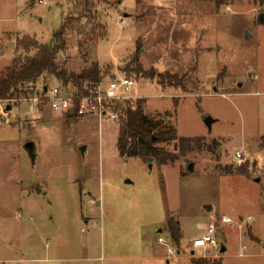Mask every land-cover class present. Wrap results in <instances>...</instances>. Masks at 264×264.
<instances>
[{
	"label": "rangeland",
	"instance_id": "rangeland-1",
	"mask_svg": "<svg viewBox=\"0 0 264 264\" xmlns=\"http://www.w3.org/2000/svg\"><path fill=\"white\" fill-rule=\"evenodd\" d=\"M43 1L0 0V73L25 53L18 38L50 44L69 16L68 0ZM262 13L264 0H101L93 23L75 20L57 56L62 67L78 72L96 62L107 80L137 54L144 69L177 75L181 86L132 75V101L143 99L144 114L161 121L154 132L173 126L180 137H204L209 148L181 153L173 142L157 144L177 154L172 165L123 159L119 120H68L49 105L33 109L29 95L5 100L0 264H264ZM41 84L62 87L48 72ZM222 215L253 220L242 230L224 226L226 251L203 257L191 242ZM168 219L179 226V243ZM160 237L185 255L169 258Z\"/></svg>",
	"mask_w": 264,
	"mask_h": 264
},
{
	"label": "trees",
	"instance_id": "trees-1",
	"mask_svg": "<svg viewBox=\"0 0 264 264\" xmlns=\"http://www.w3.org/2000/svg\"><path fill=\"white\" fill-rule=\"evenodd\" d=\"M101 0H68L71 4L70 14L63 18L61 27L53 34V41L50 44H40L35 38L22 36L18 38L17 45L22 47L25 53L15 57L12 64L0 73V100L12 99L20 95H33L37 89V80L45 73L53 74L64 86H73L81 89L86 82H98L109 74L108 69L103 70L98 63H92L88 68L81 69L78 72L68 71L57 62L59 52L67 48L66 34L68 29L73 26L75 20L85 18L88 24L96 19L98 3ZM99 24L91 29L93 33L100 29ZM102 29V28H101ZM34 51L30 55L29 52ZM108 68V67H107ZM120 74L135 79L132 75H142L150 79H156L161 86H181L182 78L171 73H159L153 68L144 69L137 54L128 57L123 67L120 68ZM118 75H111L107 79H114ZM143 99L133 102L127 101L118 107L119 109V128L116 140V148L121 158L127 159L136 157L144 163L155 161L160 165H172L178 159L174 152H169L158 148L159 143H175L179 152L195 151L208 149L205 145L204 137H180L175 127H166L154 132L161 121L153 119L144 114ZM174 104H176L174 102ZM11 106V104H9ZM12 108V106H11ZM68 120H80L77 115H65ZM168 225L171 227L173 239L179 243L181 232L177 223L168 219ZM222 232L219 233V241H223ZM222 237V238H221ZM220 238L222 240H220ZM223 247L224 241L220 242ZM192 264H221L220 261L194 258Z\"/></svg>",
	"mask_w": 264,
	"mask_h": 264
},
{
	"label": "built area",
	"instance_id": "built-area-1",
	"mask_svg": "<svg viewBox=\"0 0 264 264\" xmlns=\"http://www.w3.org/2000/svg\"><path fill=\"white\" fill-rule=\"evenodd\" d=\"M38 1L44 2L43 0ZM135 82L136 80L133 78L118 75L114 79L101 80L95 83L86 82L82 85L81 89L70 85L58 87L55 85L41 84L37 87L33 95L24 97V101L29 102L33 109L38 111L49 105L52 110L62 116L74 114L81 117V119L86 116H93L98 119L99 123L104 119L118 121L120 115L118 107L135 98L130 94V90ZM10 100L13 101V98ZM4 101L0 100V103ZM0 106L2 105L0 104ZM235 155L237 162L242 163L243 153L237 151ZM252 220L251 216L247 218H232L227 215H222L218 220L209 222L205 231L192 240L191 246L201 248V256L203 257H206V252L209 249L220 252L221 244L218 236L222 232L221 229L224 226L235 225L236 228L242 230ZM158 240L159 243L167 247L166 252L169 258L174 259L185 255L184 249L169 245L161 237ZM246 250L247 246L244 244L239 247L241 255H244ZM194 253L193 249L189 252V254Z\"/></svg>",
	"mask_w": 264,
	"mask_h": 264
},
{
	"label": "water",
	"instance_id": "water-1",
	"mask_svg": "<svg viewBox=\"0 0 264 264\" xmlns=\"http://www.w3.org/2000/svg\"><path fill=\"white\" fill-rule=\"evenodd\" d=\"M259 19H260V21H263V20H264V13L260 14ZM10 42H11V44H12V46H13V45H14V42H13V41H10ZM0 53H1V49H0ZM10 109H11V106H10V105H7V106L4 108L5 111H8V110H10ZM0 110H1V106H0ZM205 123L208 125V127H210V125H211V119H210V117H207V118L205 119ZM25 147L27 148L29 154H30L31 156H34V153H35V147H34V144H33L32 142H28V143L25 145ZM191 166H192V165L189 164V168H191ZM207 208H209V207L207 206ZM220 251L223 252V251H224V248L221 247V250H220Z\"/></svg>",
	"mask_w": 264,
	"mask_h": 264
},
{
	"label": "crops",
	"instance_id": "crops-1",
	"mask_svg": "<svg viewBox=\"0 0 264 264\" xmlns=\"http://www.w3.org/2000/svg\"><path fill=\"white\" fill-rule=\"evenodd\" d=\"M10 34H8V36H9ZM8 36H7V39H6V41H9V38H8ZM82 119H84V118H82ZM223 248H224V251H226V246L225 245H223ZM220 250H221V248H220ZM223 251V252H224Z\"/></svg>",
	"mask_w": 264,
	"mask_h": 264
}]
</instances>
